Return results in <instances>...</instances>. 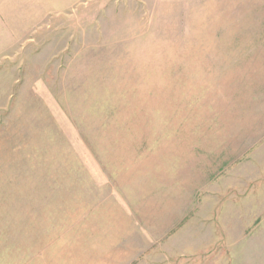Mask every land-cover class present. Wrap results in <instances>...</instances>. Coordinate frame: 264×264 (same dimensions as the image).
<instances>
[{
    "label": "rangeland",
    "instance_id": "374dc122",
    "mask_svg": "<svg viewBox=\"0 0 264 264\" xmlns=\"http://www.w3.org/2000/svg\"><path fill=\"white\" fill-rule=\"evenodd\" d=\"M16 1L0 264H264V0Z\"/></svg>",
    "mask_w": 264,
    "mask_h": 264
},
{
    "label": "crops",
    "instance_id": "0c3cea01",
    "mask_svg": "<svg viewBox=\"0 0 264 264\" xmlns=\"http://www.w3.org/2000/svg\"><path fill=\"white\" fill-rule=\"evenodd\" d=\"M26 4H32V0H25ZM23 0H17L16 2H21L19 3V5L24 6V2ZM7 2L8 0H0V23L3 25H0V28H6V22L3 18V14H7Z\"/></svg>",
    "mask_w": 264,
    "mask_h": 264
}]
</instances>
